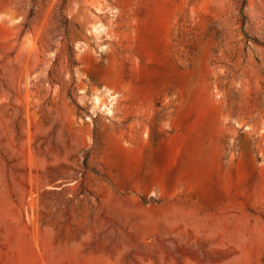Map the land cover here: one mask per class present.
Here are the masks:
<instances>
[{"label": "rangeland", "instance_id": "rangeland-1", "mask_svg": "<svg viewBox=\"0 0 264 264\" xmlns=\"http://www.w3.org/2000/svg\"><path fill=\"white\" fill-rule=\"evenodd\" d=\"M0 264H264V0H0Z\"/></svg>", "mask_w": 264, "mask_h": 264}, {"label": "trees", "instance_id": "trees-1", "mask_svg": "<svg viewBox=\"0 0 264 264\" xmlns=\"http://www.w3.org/2000/svg\"><path fill=\"white\" fill-rule=\"evenodd\" d=\"M246 4V2L244 3V5ZM33 17V14L30 16L29 20H31ZM62 24L64 27H67L68 26V19L64 18L63 21H62ZM30 25V21L27 23L26 25V28H28Z\"/></svg>", "mask_w": 264, "mask_h": 264}]
</instances>
